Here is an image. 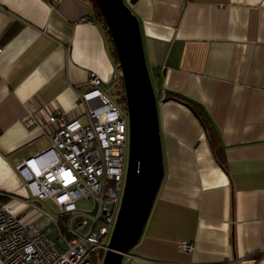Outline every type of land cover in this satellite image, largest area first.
Here are the masks:
<instances>
[{
	"label": "crops",
	"instance_id": "1",
	"mask_svg": "<svg viewBox=\"0 0 264 264\" xmlns=\"http://www.w3.org/2000/svg\"><path fill=\"white\" fill-rule=\"evenodd\" d=\"M124 1L158 82L164 175L122 264H264V0ZM107 28L91 0H0V193L29 198L17 166L51 146L48 113L81 120L78 89L119 76Z\"/></svg>",
	"mask_w": 264,
	"mask_h": 264
},
{
	"label": "built area",
	"instance_id": "2",
	"mask_svg": "<svg viewBox=\"0 0 264 264\" xmlns=\"http://www.w3.org/2000/svg\"><path fill=\"white\" fill-rule=\"evenodd\" d=\"M89 83L78 89L77 102L87 123L63 111L48 113L51 146L17 166L29 198L0 193V264L103 263L124 192L129 123L101 90L103 80L92 74ZM23 121L30 123L31 115ZM81 198L87 208L78 207ZM29 210L41 218L23 222Z\"/></svg>",
	"mask_w": 264,
	"mask_h": 264
},
{
	"label": "water",
	"instance_id": "3",
	"mask_svg": "<svg viewBox=\"0 0 264 264\" xmlns=\"http://www.w3.org/2000/svg\"><path fill=\"white\" fill-rule=\"evenodd\" d=\"M95 2L114 42L128 111L126 181L102 263L122 264L125 255L129 254L143 234L164 175L158 98L146 62L138 17L124 0ZM114 78L115 74L108 84ZM185 104L194 112L189 104Z\"/></svg>",
	"mask_w": 264,
	"mask_h": 264
},
{
	"label": "rangeland",
	"instance_id": "4",
	"mask_svg": "<svg viewBox=\"0 0 264 264\" xmlns=\"http://www.w3.org/2000/svg\"><path fill=\"white\" fill-rule=\"evenodd\" d=\"M103 20H104V17H103ZM104 22H106L104 20ZM105 25H107L105 23ZM108 30V28H107ZM150 71V75L152 76V81H153V84H154V88L155 89H158V82H157V79H156V76H154L153 74L155 72ZM119 76L121 75V70L118 69V73H117ZM118 76V77H119ZM115 78L114 81L111 83V84H107V85H104L103 86V91L105 92V94L114 102L116 103V105L121 109V111L127 116L128 118V111H127V103L125 101V99L122 98V93H124L123 91V88L121 86V84L119 85V78ZM126 96V95H125ZM81 122L83 123H87L88 121V118L86 115H82L81 116ZM34 200V199H33ZM28 201H30L28 199ZM42 206L46 209H49L53 212H58V209L54 206V205H51V204H46V203H42ZM77 205L79 208H87V204H86V200L84 198H81L80 200L77 201ZM40 213H37L35 212L34 210H29L26 215H24V217L22 218V221L23 222H35L36 220H39L41 217H40ZM110 239V237H108L106 239V242H108Z\"/></svg>",
	"mask_w": 264,
	"mask_h": 264
},
{
	"label": "trees",
	"instance_id": "5",
	"mask_svg": "<svg viewBox=\"0 0 264 264\" xmlns=\"http://www.w3.org/2000/svg\"><path fill=\"white\" fill-rule=\"evenodd\" d=\"M91 1H92V3H93V8H94V11H95L96 16H97V17H98V18L104 23V25H105V23H106V22H104L105 19L103 20V15H102V13H101V11H100V9H99L97 3L95 2V0H91ZM105 26H107V25H105ZM108 33H110V32L108 31ZM110 41H111L112 55H113V57H114V61L117 63V62H118V57H117L116 49H115V46H114L113 40L110 39ZM118 63H119V62H118ZM118 78H119V85L121 84V86H122V88H123V90H124L123 78H122L121 75H120ZM123 92H124V93H122V98L125 99V101H126L125 90H124ZM172 97H174L176 100H179V101H181V102L187 103V104H189L190 106H192L195 115H196V116L199 118V120L202 122L201 113H199V111L196 109V107H195L196 104H193V102H190V100H187V99H185V98H182L181 96L173 95ZM0 197H5V196L0 195Z\"/></svg>",
	"mask_w": 264,
	"mask_h": 264
}]
</instances>
